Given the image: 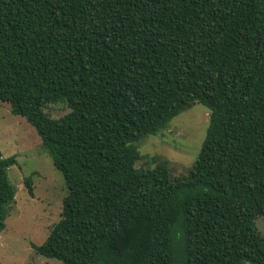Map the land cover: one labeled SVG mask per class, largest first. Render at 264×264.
<instances>
[{
  "label": "trees",
  "instance_id": "obj_1",
  "mask_svg": "<svg viewBox=\"0 0 264 264\" xmlns=\"http://www.w3.org/2000/svg\"><path fill=\"white\" fill-rule=\"evenodd\" d=\"M0 101L68 187L42 256L264 264V0H0ZM195 103L209 124L188 174L137 168V143ZM16 163L0 151V232Z\"/></svg>",
  "mask_w": 264,
  "mask_h": 264
},
{
  "label": "rangeland",
  "instance_id": "obj_2",
  "mask_svg": "<svg viewBox=\"0 0 264 264\" xmlns=\"http://www.w3.org/2000/svg\"><path fill=\"white\" fill-rule=\"evenodd\" d=\"M51 118L67 114L64 99L44 107ZM209 124V109L201 103L175 116L164 129L147 135L138 143L141 158L137 168H154L167 163L172 179L187 175L195 163ZM0 151L4 157L15 155L17 163L8 170L10 183L16 190L15 202L9 208L6 227L0 232V263L63 264L37 252L62 216L68 187L63 173L42 144L35 128L22 116L0 101ZM32 177L33 196L25 184ZM256 226L264 232V217L256 218Z\"/></svg>",
  "mask_w": 264,
  "mask_h": 264
}]
</instances>
